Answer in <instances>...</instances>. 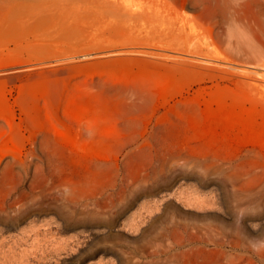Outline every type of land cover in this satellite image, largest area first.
<instances>
[{"label": "rangeland", "instance_id": "374dc122", "mask_svg": "<svg viewBox=\"0 0 264 264\" xmlns=\"http://www.w3.org/2000/svg\"><path fill=\"white\" fill-rule=\"evenodd\" d=\"M0 264H264V0H0Z\"/></svg>", "mask_w": 264, "mask_h": 264}, {"label": "bare ground", "instance_id": "6f19581e", "mask_svg": "<svg viewBox=\"0 0 264 264\" xmlns=\"http://www.w3.org/2000/svg\"><path fill=\"white\" fill-rule=\"evenodd\" d=\"M180 7H177L176 8V10H175V16H173V20L175 21V25H176V27H175V29L177 30V31H179V32H181V31H183V29H184V27L186 26V24H187V20H188V18L187 17H185V13H183V11L182 10H184V9H179ZM184 12H185V10H184ZM159 13H161L160 11H159ZM158 13V14H159ZM129 14V13H128ZM139 14V13H138ZM141 15V14H140ZM147 15H149V14H147ZM139 16V15H138ZM150 16V15H149ZM160 16V18H161V16L162 15H159ZM187 16V15H186ZM140 17V16H139ZM144 17V16H143ZM132 18H134V16H132ZM146 18V17H145ZM154 18H156V19H158L159 20V17L157 18V17H154ZM135 19H138V17H136L135 16ZM152 19V18H151ZM155 19V20H156ZM154 20V19H153ZM154 20V21H155ZM153 21V22H154ZM234 23V19H233V22L231 23V24H233Z\"/></svg>", "mask_w": 264, "mask_h": 264}]
</instances>
